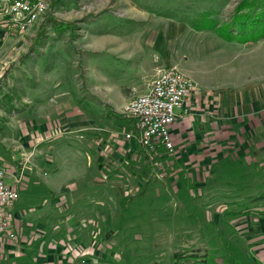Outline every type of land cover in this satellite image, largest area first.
I'll list each match as a JSON object with an SVG mask.
<instances>
[{
	"label": "rangeland",
	"instance_id": "rangeland-1",
	"mask_svg": "<svg viewBox=\"0 0 264 264\" xmlns=\"http://www.w3.org/2000/svg\"><path fill=\"white\" fill-rule=\"evenodd\" d=\"M243 3L264 9V0H56L43 19L23 30L10 22L0 0V165L9 168L8 183L19 176L21 196L12 211H25L17 217L13 263L172 264L176 251L196 242L213 253L221 250L231 264H243L241 257L251 264L249 252L256 258V250L264 257V104L255 133L258 162L224 165L221 178L193 182L163 157L168 152L148 159L142 147L132 148L124 137L130 118L107 117L118 100L103 92L125 65L124 54L132 52L127 47L137 52L141 37L150 41L158 30L168 36L179 70L194 79L210 65L215 74L208 68L203 75L221 79L218 63L237 65L242 72L236 83L264 103V39L229 41L215 30L232 27ZM179 24L186 30L172 37ZM115 38L122 39L120 55L108 48ZM149 51L151 59L138 55L137 62L160 67L154 47ZM145 184L144 193L132 198ZM214 201L238 207L254 202L255 208L234 214L240 221L249 213L254 222L263 218L254 235L260 247L250 251L254 243L245 236L254 231L228 220L232 213L210 223L189 210ZM36 253L51 259L34 262Z\"/></svg>",
	"mask_w": 264,
	"mask_h": 264
},
{
	"label": "crops",
	"instance_id": "crops-1",
	"mask_svg": "<svg viewBox=\"0 0 264 264\" xmlns=\"http://www.w3.org/2000/svg\"><path fill=\"white\" fill-rule=\"evenodd\" d=\"M182 25L185 26L184 24ZM182 25L179 24L174 30L172 29V31H174L172 37H177L180 35V31L182 32L183 30H186V27H183ZM167 37L165 38L163 33L160 34L157 30L155 36L152 37L150 41L148 35L145 39L143 36L141 37L142 40H140V45L137 47V52L135 49H129L127 47V49L132 52L124 54L125 65L121 66L120 73L117 75L119 76L121 74V76L116 79L115 77L117 76H114V79L110 77V82L106 85L109 92L103 89V92L107 93L108 96L115 95L113 98L118 100L116 105L109 104L111 107L113 106L112 108L114 111L121 116L120 118L124 119L127 117L123 115L119 109L121 110L123 106L132 99L134 95L133 91L137 94L147 92L160 70L168 67H178L171 56V49L169 47L170 43L167 40ZM115 39L117 40L113 41L114 44L109 45L108 48L113 53L120 55L122 50L121 47L118 48L117 45L122 39ZM126 44H128V42ZM152 46L154 47V51H156L160 57V67L155 63L145 66L142 59L138 62L136 60L138 55L142 57L144 54H146V59H151L147 54H149V50ZM218 64L219 65L216 67H221L223 70L220 73L221 79H218V76H215L212 79H207L206 76L203 75L208 68H213L214 72V67H209L210 65H208V67L206 65L202 66V72L200 71L199 75L197 74V76H194V79L192 78L195 81L197 88L192 91L185 103L187 109L186 112L181 113L175 123L171 126L175 150L163 156L171 158L170 162L177 167L180 174L181 172L184 174V179L193 182L206 181L209 177L210 179H213L214 177L217 178L218 175L221 178L223 173L220 171V168L222 169L224 165L237 162L242 165L245 163L247 165H254V163L258 162L257 160L261 156V151L258 149L260 145L259 136L257 138L255 134L261 126L259 120L261 117V107L264 104L261 95L255 94L253 90H243V85L236 83V79L242 72L238 70L237 65L229 66V64L223 62ZM115 65L116 64H114L113 68ZM232 67L234 69L229 70ZM182 72L185 73L184 71ZM213 74H215V72ZM224 74L226 76H224ZM122 79L125 85L121 84ZM103 81L106 82L105 80ZM124 86L126 88H124ZM127 128L128 127L125 128V131ZM126 140L129 141L128 143L131 144L134 149L141 147V145L137 144L134 139ZM140 149L143 150V148ZM244 170L246 172V168H244ZM227 185H231V183L229 182ZM207 187L208 186H206V188ZM258 188L259 187H257V190L259 191ZM254 193L255 192H252L248 195L250 196L248 200L253 201L251 196H253ZM213 194H215V192H212V195ZM221 195L226 196L224 193ZM235 204L237 203L218 205L215 201L210 204H198L196 202L190 206L192 209L189 208V210L194 212L195 218L198 217L201 219V217H203L205 218L203 220L206 222L215 221L218 223L224 219V214L227 212L232 213L227 214L226 217L228 218V216H231L232 218L228 220L232 221L238 219V216H240L233 213L242 212L241 209L243 208L244 210L255 208L253 207L255 204L254 202L243 207L239 206L240 208L238 205L235 206ZM14 206L15 205L13 204L11 208L12 226L10 228L13 227L15 230L19 224V219L17 218L18 215L21 217L24 215L25 211L20 207L18 211L16 210L15 215V212L12 211ZM259 214L263 215L264 213L260 212ZM213 217L215 219H213ZM252 218L253 215L249 213L241 218V221L236 220L237 222L240 221L241 223H244L245 227L243 230L247 229V232L250 230L254 231L251 235L245 236L249 243H254L251 246L250 251H252V248L255 246L260 247L258 241L255 242L256 239L254 235L257 236L256 233H260L263 228L261 223L263 218H259L256 222H254V218ZM209 225L211 224L208 223L205 226ZM251 240L254 242H250ZM41 241L42 239L38 236L36 241L34 240L36 244H39ZM16 248L18 250L15 239H9L6 233L0 235V254L3 257L4 264H10V262L11 264H17V262H12L15 260V254L13 251L16 250ZM249 253H251V258L253 259H251V264H264V257H261L257 250L255 252V255H257L256 258L253 256V252ZM214 254L217 262L231 264L228 262V259L222 256L221 250L220 252L215 251ZM32 256L34 262H44L46 259H51V255L48 257H41L36 253ZM239 259L245 264L244 261L246 259L244 257Z\"/></svg>",
	"mask_w": 264,
	"mask_h": 264
},
{
	"label": "built area",
	"instance_id": "built-area-1",
	"mask_svg": "<svg viewBox=\"0 0 264 264\" xmlns=\"http://www.w3.org/2000/svg\"><path fill=\"white\" fill-rule=\"evenodd\" d=\"M9 14L10 22L21 29L43 19L55 0H1ZM197 88L195 81L177 67L160 70L147 92L137 94L133 91L132 99L124 107L122 114L130 118L124 133L126 139L135 140L151 154L175 150L171 126L181 113L186 112L185 103L192 91ZM182 111V112H181ZM9 168L0 165V235L7 234L9 239H16L12 228L11 208L21 196L18 186L6 181Z\"/></svg>",
	"mask_w": 264,
	"mask_h": 264
},
{
	"label": "trees",
	"instance_id": "trees-1",
	"mask_svg": "<svg viewBox=\"0 0 264 264\" xmlns=\"http://www.w3.org/2000/svg\"><path fill=\"white\" fill-rule=\"evenodd\" d=\"M56 1V0H55ZM251 2V1H250ZM246 12H241V10L246 9ZM260 8V7H259ZM262 8V7H261ZM256 7L251 5V3L241 4L236 9V15L233 18L232 27L220 26L216 27L215 30L218 32V35L223 37L226 40L238 39L240 42L256 41L259 39H264V9L260 11ZM207 15L206 13L202 16ZM204 19L210 20V17H205ZM205 25L196 24L197 29H203ZM237 27V32L235 28ZM110 114L107 117L120 118L114 109L108 106ZM145 157L151 159V155L146 149L143 148ZM148 184H145L143 189L137 194L133 195L132 198H136L144 193ZM123 211L120 213V219L123 218ZM240 213V212H239ZM234 214V213H233ZM196 242V241H195ZM235 255V253H232ZM216 256L211 249H208L204 244H198L196 246H184L182 249L176 251L172 258V264H190L187 260H191L193 263L197 264H216Z\"/></svg>",
	"mask_w": 264,
	"mask_h": 264
}]
</instances>
